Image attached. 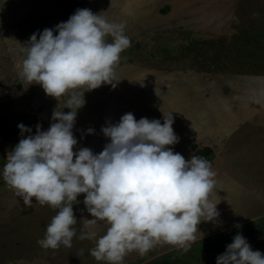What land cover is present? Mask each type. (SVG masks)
I'll list each match as a JSON object with an SVG mask.
<instances>
[{
    "label": "rangeland",
    "instance_id": "374dc122",
    "mask_svg": "<svg viewBox=\"0 0 264 264\" xmlns=\"http://www.w3.org/2000/svg\"><path fill=\"white\" fill-rule=\"evenodd\" d=\"M83 8L124 23L131 47L114 86L84 93L74 151L99 154L109 142L101 128L126 113L161 123L172 113L173 151L208 160L216 173L210 198L220 216L201 222L202 238L197 233L187 251L162 243L145 255L131 252L123 264H216L238 233L264 254V0H0V264H107L90 255L95 239L78 238L92 231L99 238L108 227L87 224L84 194L73 202L72 247L46 250L37 241L58 209L35 199L24 206L2 177L22 138L18 124L35 135L38 124L49 128L55 109L69 111L66 97L47 96L21 76L24 45Z\"/></svg>",
    "mask_w": 264,
    "mask_h": 264
},
{
    "label": "clouds",
    "instance_id": "9594fccd",
    "mask_svg": "<svg viewBox=\"0 0 264 264\" xmlns=\"http://www.w3.org/2000/svg\"><path fill=\"white\" fill-rule=\"evenodd\" d=\"M125 27L83 8L54 29L31 35L21 76L39 84L47 96L66 97L69 111L55 109L49 128L42 131L38 124L35 135L18 124L22 138L2 172L24 206L31 208L35 199L58 209L37 241L46 250L72 247L77 225L73 202L84 194L92 217L87 224L103 221L108 227L99 238L94 231L78 238L95 239L90 255L107 264H123L129 253L145 255L162 243L187 251L197 233L203 237L201 222H216L220 216L210 198L217 183L211 163L196 155L186 160L171 147L179 143L172 113L163 116V123L126 113L118 123L101 128L109 142L99 154L86 147L74 151L73 127L77 110L85 105L84 93L114 86L121 54L131 47ZM216 264H264V254L238 233Z\"/></svg>",
    "mask_w": 264,
    "mask_h": 264
},
{
    "label": "trees",
    "instance_id": "16d2710c",
    "mask_svg": "<svg viewBox=\"0 0 264 264\" xmlns=\"http://www.w3.org/2000/svg\"><path fill=\"white\" fill-rule=\"evenodd\" d=\"M209 149H206L204 152H205V154L203 155V156H205V155H208L209 154ZM208 152V153H207ZM203 154V153H202ZM152 264H155V262H153Z\"/></svg>",
    "mask_w": 264,
    "mask_h": 264
}]
</instances>
